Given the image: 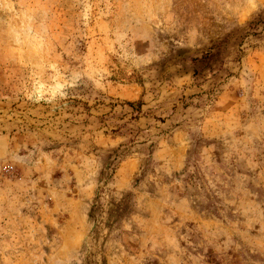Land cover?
<instances>
[{
  "label": "rangeland",
  "instance_id": "374dc122",
  "mask_svg": "<svg viewBox=\"0 0 264 264\" xmlns=\"http://www.w3.org/2000/svg\"><path fill=\"white\" fill-rule=\"evenodd\" d=\"M0 264H264V0H0Z\"/></svg>",
  "mask_w": 264,
  "mask_h": 264
}]
</instances>
